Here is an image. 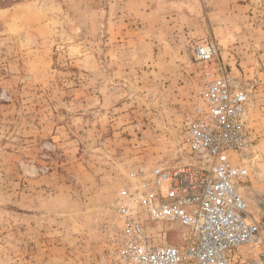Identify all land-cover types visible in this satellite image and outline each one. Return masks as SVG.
I'll list each match as a JSON object with an SVG mask.
<instances>
[{
    "label": "rangeland",
    "instance_id": "374dc122",
    "mask_svg": "<svg viewBox=\"0 0 264 264\" xmlns=\"http://www.w3.org/2000/svg\"><path fill=\"white\" fill-rule=\"evenodd\" d=\"M214 63L247 93L235 187L264 219V0H0V264H120L114 204L176 163Z\"/></svg>",
    "mask_w": 264,
    "mask_h": 264
},
{
    "label": "built area",
    "instance_id": "2783aa9c",
    "mask_svg": "<svg viewBox=\"0 0 264 264\" xmlns=\"http://www.w3.org/2000/svg\"><path fill=\"white\" fill-rule=\"evenodd\" d=\"M194 52L209 62L218 48ZM205 75L176 163L139 170L114 204L120 264H264V219L235 187L249 177L247 93L216 63Z\"/></svg>",
    "mask_w": 264,
    "mask_h": 264
},
{
    "label": "water",
    "instance_id": "95a60500",
    "mask_svg": "<svg viewBox=\"0 0 264 264\" xmlns=\"http://www.w3.org/2000/svg\"><path fill=\"white\" fill-rule=\"evenodd\" d=\"M264 200V196L262 198ZM260 209L262 210V212L264 213V202L261 203Z\"/></svg>",
    "mask_w": 264,
    "mask_h": 264
}]
</instances>
